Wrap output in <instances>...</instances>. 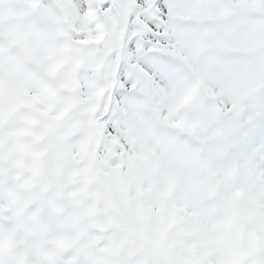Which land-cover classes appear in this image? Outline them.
Instances as JSON below:
<instances>
[{"label": "snow or ice", "instance_id": "obj_1", "mask_svg": "<svg viewBox=\"0 0 264 264\" xmlns=\"http://www.w3.org/2000/svg\"><path fill=\"white\" fill-rule=\"evenodd\" d=\"M0 264H264V0H0Z\"/></svg>", "mask_w": 264, "mask_h": 264}]
</instances>
